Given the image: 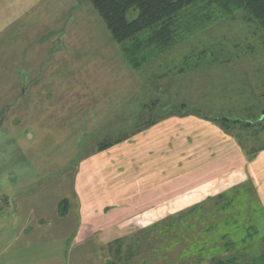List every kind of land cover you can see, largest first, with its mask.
I'll use <instances>...</instances> for the list:
<instances>
[{
    "label": "rangeland",
    "instance_id": "374dc122",
    "mask_svg": "<svg viewBox=\"0 0 264 264\" xmlns=\"http://www.w3.org/2000/svg\"><path fill=\"white\" fill-rule=\"evenodd\" d=\"M8 6L17 21L5 32L1 28ZM136 14L132 11L129 17ZM196 38L165 61L173 67L196 50L190 54L199 67L182 74L160 68L151 76L146 71L152 67L135 70L125 61L90 0H0V264H212L216 253L227 258L243 248L217 250L219 239L212 235L203 239L202 247L190 235L192 229L218 222L210 212L216 208L213 200L169 223L128 228L131 232L121 239L122 254L115 252L117 238H107V244L101 238L83 243L75 238L80 219L77 173L92 154L109 148L100 151L102 141L131 134L163 114L197 111L241 119L232 125L238 143H264V121L255 126L264 117V33L242 12ZM212 44L218 59L203 52ZM165 71L170 73L156 78ZM251 109L258 121L250 118ZM246 121L254 126H242ZM210 138L207 149L219 155L221 144ZM106 158L92 160L90 166L97 170L91 180L83 175L92 217L106 200L123 197L131 202L141 191L132 183L119 186L122 160L104 167ZM115 190L119 198L112 194ZM224 192V202L237 195L245 202L219 209L226 216L219 228L240 225L233 240L252 233L250 251L262 250L264 207L259 193L254 191L251 221L242 215L235 223L230 213L245 207L244 214L252 211L247 201L254 196L252 189L245 184ZM65 199L69 210L61 216ZM125 209L130 213L139 207ZM171 230L188 232L184 239H175L166 233Z\"/></svg>",
    "mask_w": 264,
    "mask_h": 264
},
{
    "label": "crops",
    "instance_id": "0c3cea01",
    "mask_svg": "<svg viewBox=\"0 0 264 264\" xmlns=\"http://www.w3.org/2000/svg\"><path fill=\"white\" fill-rule=\"evenodd\" d=\"M13 10L11 6L5 8L6 17L4 26L1 28L5 32L16 19L12 17ZM211 136L216 142L219 141L217 145L221 144L222 149L218 150L221 152L219 155L212 156V152L207 149ZM240 146L234 135L225 132L215 122L200 115L188 114L160 119L107 150L92 154L83 162L76 177L80 219L75 238L78 243L85 242L86 238H101L105 239L106 244L107 238H117L115 252L122 254L120 252L124 240L121 239L131 232L128 228L145 230L158 223H169L175 216L183 217L185 214H193L198 207L204 206L206 202L207 205L212 204L213 200L216 208L210 212L216 218L214 222H218L208 228L202 225L203 228L200 230L192 229L190 235L193 239L195 237L200 239L202 247H205L203 239L212 235L219 239L215 241L217 250L226 248L227 245L234 248L232 242L239 229L221 230L218 223L226 216L222 217L219 209L225 210L227 206L230 209L236 208L241 199L231 197L224 202L226 197L224 191L236 190L249 182L250 188L259 193L261 205L264 207V150L260 151L255 158H250ZM100 156L107 157L104 167L115 160L117 162L122 160V165L125 167L122 166L119 171L118 185L132 183L141 191L131 202L125 201L123 197L117 200H106L99 208L100 213L96 210L95 217H92L88 215L83 175L88 180L92 179L93 171L97 169L90 165L94 158ZM110 170L112 168H109L108 173L112 176L114 170L111 173ZM112 194L120 197L119 190L113 191ZM125 206L139 207V209L129 213ZM245 209L244 212L247 213L248 210ZM238 211L237 209L229 214L235 223L240 216ZM252 211L249 209V213L244 214L245 220H250V215L253 218ZM201 220L197 219V222ZM225 222L227 221H223ZM187 232L180 230L177 233L171 230L166 233L169 237L184 239ZM244 236L247 237V234ZM249 237L252 238V233ZM250 243H252L251 240ZM246 246L251 247L248 243Z\"/></svg>",
    "mask_w": 264,
    "mask_h": 264
},
{
    "label": "trees",
    "instance_id": "16d2710c",
    "mask_svg": "<svg viewBox=\"0 0 264 264\" xmlns=\"http://www.w3.org/2000/svg\"><path fill=\"white\" fill-rule=\"evenodd\" d=\"M90 2L104 20L113 40L119 45L120 52L125 61L135 70H144L148 67H152V70L149 69V71H146L147 74L151 76L155 75L158 71L157 69L160 68H162L161 70L169 69L171 72L175 71L182 74L190 71V68L196 69L199 67L201 64L200 62L194 65L192 63L194 61L191 54H193V52L195 53L196 50L192 53L189 51L191 54H186V56L181 59V62L175 64L173 67L165 60L168 55L173 53V51L184 42L189 41L191 38L198 40L196 37L204 34L207 35L215 26L225 22L227 19L235 17L239 13H245L246 18L256 24L264 33V0H90ZM132 11H136L137 14L135 17L130 18L129 14ZM213 47L212 44L210 47L203 49V52L205 50L206 55H213L215 59H218L215 51L216 49H213ZM167 73H170V71H165L156 76V78H164V76H167ZM188 114L200 115L207 120L213 121L225 132L232 135H234L232 125H239L241 122V119H231L226 115L218 117L202 115L197 111H193L163 114L159 117L154 116L156 118L152 119V121L149 120L146 126L154 124L160 119L169 116H185ZM248 114L253 120L260 119L259 115L254 113L253 109H251ZM262 121H264V117L255 124V126L261 125ZM242 126L253 127L254 123L252 124L246 121ZM140 128H138V130H140ZM135 132L102 141L99 150L101 151L113 146L127 139ZM250 144L251 146L248 147L246 143L240 142V145L250 158H255L260 151L264 150V143L253 145L254 143L251 141ZM245 184L250 188L249 182ZM254 191L255 190L252 189L254 196H249L250 199L247 200L250 205L252 203V206L255 203L254 197L256 194ZM236 197H238V195ZM244 202L245 200H240L238 205H243ZM68 210L69 202L65 199L60 203L59 214L61 216H66ZM238 212L240 216L237 218V223L240 222L242 215L244 216L245 213L244 211L242 212V210ZM244 218L246 219V217ZM237 228L241 229V226L238 225ZM251 230H253V227H251ZM206 238H210V236ZM244 238L245 240H234L232 242L234 243L233 247L241 244L243 247L242 249L230 253L227 258H222L220 256L221 254L216 253L212 257L211 263L264 264V247L262 250L259 249L253 253L250 251L249 247L246 246L248 240L252 238L249 237V234L247 237L244 236ZM263 244L260 242L259 245L262 247L264 246ZM226 248L231 249L232 247L227 245ZM106 264H118V262L109 261Z\"/></svg>",
    "mask_w": 264,
    "mask_h": 264
}]
</instances>
